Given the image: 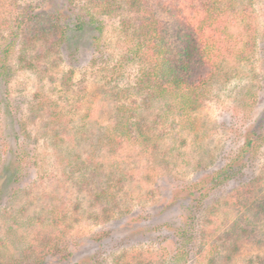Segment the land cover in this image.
<instances>
[{
    "label": "rangeland",
    "instance_id": "374dc122",
    "mask_svg": "<svg viewBox=\"0 0 264 264\" xmlns=\"http://www.w3.org/2000/svg\"><path fill=\"white\" fill-rule=\"evenodd\" d=\"M99 1L0 0V45L22 17L9 75L0 74V263L172 264L173 231L148 233L143 223H183V201L164 210L175 195L237 157L251 131L264 132V0H237L251 12L249 58L219 61L191 121L176 120L161 99L138 107L147 127L139 139L114 126L119 105L144 100L128 57L132 14L122 3L95 15L101 35L93 25L76 30L83 6ZM56 27L69 28L64 43ZM244 30L240 19L229 25L235 37ZM260 144L244 173L197 210L181 264H264ZM242 227L252 232L239 240ZM50 236L58 250L42 262L27 256Z\"/></svg>",
    "mask_w": 264,
    "mask_h": 264
},
{
    "label": "trees",
    "instance_id": "16d2710c",
    "mask_svg": "<svg viewBox=\"0 0 264 264\" xmlns=\"http://www.w3.org/2000/svg\"><path fill=\"white\" fill-rule=\"evenodd\" d=\"M122 3L126 6L125 10L132 14L124 19L127 26L124 27L126 38L131 44L128 57L130 61L139 64L138 86L144 100L141 104H135L136 108L129 109L126 104L117 107L114 125L117 136L124 139L146 136L145 120L138 117L140 115L137 108L150 106L158 99L168 102L167 107L178 118L176 120L191 121L193 113L201 104L205 83L213 76L219 61L249 58L251 31L247 18L251 17V12L247 5L237 0H102L91 3L92 9L88 5L83 6L85 16H80L76 21V30L80 32L86 25H93L101 35L103 26L95 15L114 14L123 9ZM239 19L245 26L246 34L235 37L229 31V25L233 20ZM21 22L22 17H18L17 30H13L11 36L5 38L0 45V74L4 78L9 75L8 61L19 38ZM55 31L57 42L64 43L68 38L69 28L56 27ZM261 140H264V132L251 131L237 157L230 159L223 168L208 175L203 181L192 183L175 195L164 210L167 211L179 200L183 201L180 203V211L186 216L183 223L175 227L170 222L159 219L143 223L144 230L148 233L173 231L176 249L170 263L181 264L187 261L192 239L190 229L197 210L219 186L228 184L244 173L247 155L255 153ZM254 184L262 185L261 181H255ZM247 189L248 192L251 191V187ZM248 192L249 195L252 193ZM159 214L161 212L151 217L157 219ZM239 230V240V237L252 232L245 227ZM43 238L39 244L26 249L28 257L38 258L42 262L46 255L58 250L55 238ZM9 264L15 263L11 261ZM81 264L90 263L85 261Z\"/></svg>",
    "mask_w": 264,
    "mask_h": 264
}]
</instances>
